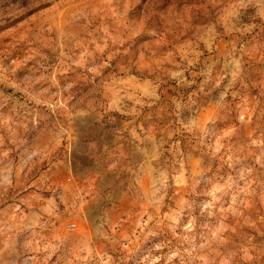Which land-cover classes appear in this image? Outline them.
I'll return each mask as SVG.
<instances>
[{
    "label": "rangeland",
    "instance_id": "374dc122",
    "mask_svg": "<svg viewBox=\"0 0 264 264\" xmlns=\"http://www.w3.org/2000/svg\"><path fill=\"white\" fill-rule=\"evenodd\" d=\"M0 264H264V0H0Z\"/></svg>",
    "mask_w": 264,
    "mask_h": 264
},
{
    "label": "built area",
    "instance_id": "2783aa9c",
    "mask_svg": "<svg viewBox=\"0 0 264 264\" xmlns=\"http://www.w3.org/2000/svg\"><path fill=\"white\" fill-rule=\"evenodd\" d=\"M67 228L72 230V229L75 228V224L74 223H70V224H68Z\"/></svg>",
    "mask_w": 264,
    "mask_h": 264
}]
</instances>
